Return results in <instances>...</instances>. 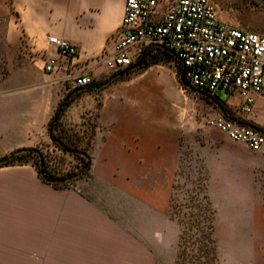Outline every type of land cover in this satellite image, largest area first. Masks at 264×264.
I'll return each instance as SVG.
<instances>
[{"label":"crops","instance_id":"crops-1","mask_svg":"<svg viewBox=\"0 0 264 264\" xmlns=\"http://www.w3.org/2000/svg\"><path fill=\"white\" fill-rule=\"evenodd\" d=\"M123 5L124 0H0V159L49 139L47 124L66 91L68 69L47 37L75 46L73 61L83 65L119 28ZM46 63L57 71L46 72ZM262 99L255 98L254 109ZM251 114L234 116L254 124ZM97 119L89 179L75 188L54 189L30 164L0 167V264H100L116 261L131 240L147 244L156 189L149 119L116 109ZM255 164L264 177V145L255 152ZM221 197L222 236L226 240L238 227L243 261L264 264V191L248 179Z\"/></svg>","mask_w":264,"mask_h":264},{"label":"rangeland","instance_id":"rangeland-1","mask_svg":"<svg viewBox=\"0 0 264 264\" xmlns=\"http://www.w3.org/2000/svg\"><path fill=\"white\" fill-rule=\"evenodd\" d=\"M209 1L219 18L236 20L252 31L264 33V6L259 0ZM149 54L164 56L162 52L148 53L147 60ZM143 67L129 75L109 72L94 77L89 88L71 94L72 104L56 130L64 141L83 149L91 145L92 133L99 127L97 118L102 114L116 109L149 119V168L156 187L153 214H149V241L131 240L132 246L123 245L116 261L100 264H247L238 227L226 240L221 234V211L226 202L221 195L233 186L240 190L248 179L250 186L264 191V177L260 167L254 165L255 152L206 124V116L220 111L212 100L181 87L174 60L162 58ZM213 99L220 104L229 102L225 103L229 114H236L234 96L228 99L225 93H218ZM262 101L251 117L254 124L264 128ZM243 117L238 116L241 120ZM40 148L55 176H80L73 188L87 181L81 178V162L58 150L50 139ZM205 204L213 212L212 244L202 243L198 236V229L207 227L201 219ZM181 230L187 231L186 240L179 241ZM228 241L239 246L228 245Z\"/></svg>","mask_w":264,"mask_h":264},{"label":"built area","instance_id":"built-area-1","mask_svg":"<svg viewBox=\"0 0 264 264\" xmlns=\"http://www.w3.org/2000/svg\"><path fill=\"white\" fill-rule=\"evenodd\" d=\"M67 63V91L90 86L105 73L125 74L136 68L144 53L169 52L184 70L188 89L213 99L218 93L237 99V112H253L255 98H264V33L221 20L209 0H124L119 28L102 51L79 65L77 48L54 36L47 37ZM98 69L102 72L96 73ZM46 72L57 71L52 63ZM210 99V100H211ZM208 125L233 141L257 152L264 134L237 116L221 112L205 117ZM264 173V165L262 166Z\"/></svg>","mask_w":264,"mask_h":264},{"label":"trees","instance_id":"trees-1","mask_svg":"<svg viewBox=\"0 0 264 264\" xmlns=\"http://www.w3.org/2000/svg\"><path fill=\"white\" fill-rule=\"evenodd\" d=\"M163 57H158V54H149V60H147V52H144L140 58L136 62V68L141 69L143 66L148 67L150 65L156 64L159 62L162 58L174 60L178 66L179 70V83L183 89H188L187 85V80L184 76V70L182 66L180 65L179 62H177L173 55L169 52H162ZM144 68V67H143ZM85 88H89V86L81 88L82 90ZM96 89V87H95ZM81 91V90H80ZM79 90L75 89L73 91H68L58 102L48 124H47V134L49 136V139L52 141L53 145L60 150L63 153H68L69 155L73 156L77 160L81 162V178L87 180L89 179V170L91 167V158L89 155V148L90 145L87 147L80 149L77 148L76 145L72 143H68L63 140V136L56 134V130L58 129L61 119L69 107V105L72 102V97L71 94H78ZM208 99H211L209 96H206L204 94H201ZM216 107L219 109V111L225 115V116H231L225 106V103L223 102L222 104L216 102L214 99H211ZM246 125L251 126L252 128L260 131L261 133L264 134V128L259 127L256 124H253L251 122L245 121L243 122ZM4 161L0 163V167L3 166H10V165H24V164H30L33 166L38 174V176L41 178V180L53 187L56 190H62V189H72L74 187L75 182L80 179V176L74 177L73 174H68V175H62V176H55L53 171H50L48 168V164L45 162L46 156L43 153L42 149L40 146L33 147V148H25V149H19L17 151H14L10 153L9 155L5 156L2 158ZM208 202V206H209ZM210 207V206H209ZM205 212L208 214H205ZM212 210L207 208V205L205 204L203 206V217H201L202 220L207 222V227L206 230H199L198 229V236L201 242H206V243H213L212 240V232H213V226H212ZM200 222V221H199ZM187 237V231L186 230H181L180 236H179V241L182 239L186 240Z\"/></svg>","mask_w":264,"mask_h":264},{"label":"water","instance_id":"water-1","mask_svg":"<svg viewBox=\"0 0 264 264\" xmlns=\"http://www.w3.org/2000/svg\"><path fill=\"white\" fill-rule=\"evenodd\" d=\"M260 2H262V5L264 6V0H259ZM3 159H0V163L3 162Z\"/></svg>","mask_w":264,"mask_h":264}]
</instances>
